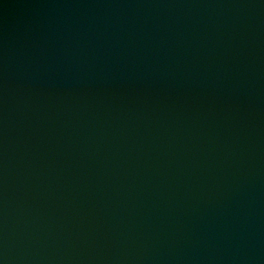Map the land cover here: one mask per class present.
Instances as JSON below:
<instances>
[{
    "label": "water",
    "instance_id": "obj_1",
    "mask_svg": "<svg viewBox=\"0 0 264 264\" xmlns=\"http://www.w3.org/2000/svg\"><path fill=\"white\" fill-rule=\"evenodd\" d=\"M0 264H264V0H0Z\"/></svg>",
    "mask_w": 264,
    "mask_h": 264
}]
</instances>
